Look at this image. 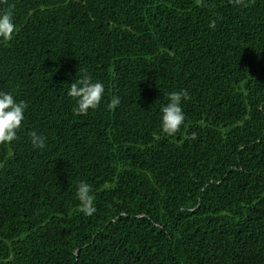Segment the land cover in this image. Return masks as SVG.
Returning a JSON list of instances; mask_svg holds the SVG:
<instances>
[{
    "label": "trees",
    "instance_id": "trees-1",
    "mask_svg": "<svg viewBox=\"0 0 264 264\" xmlns=\"http://www.w3.org/2000/svg\"><path fill=\"white\" fill-rule=\"evenodd\" d=\"M5 11L16 32L0 41V90L27 108L0 145V264H264V0ZM85 73L104 96L75 115L67 91ZM181 90L186 119L169 136L160 109Z\"/></svg>",
    "mask_w": 264,
    "mask_h": 264
},
{
    "label": "clouds",
    "instance_id": "clouds-1",
    "mask_svg": "<svg viewBox=\"0 0 264 264\" xmlns=\"http://www.w3.org/2000/svg\"><path fill=\"white\" fill-rule=\"evenodd\" d=\"M215 20L210 27H215ZM16 32V25L10 11L0 12V41H10ZM67 95L75 102L73 113L87 115L89 110H95L102 103L104 85L101 82L93 83L89 75L82 74L79 79L69 84ZM189 99L185 90L173 91L168 94L167 103L160 109V127L163 133L171 136L177 133L186 116L181 107L182 101ZM120 103L119 98H112L108 108L115 109ZM27 105L23 101H16L11 92L0 90V145L10 144L17 139L18 130L24 120ZM31 143L37 149L45 147V138L36 132L30 133ZM195 138V134H193ZM76 198L79 201V210L85 216H92L96 212L92 187L86 181H80L76 189Z\"/></svg>",
    "mask_w": 264,
    "mask_h": 264
}]
</instances>
